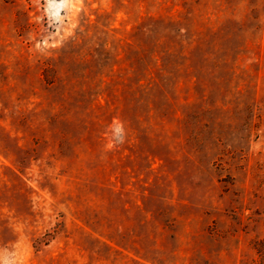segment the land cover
<instances>
[{"label": "rangeland", "instance_id": "rangeland-1", "mask_svg": "<svg viewBox=\"0 0 264 264\" xmlns=\"http://www.w3.org/2000/svg\"><path fill=\"white\" fill-rule=\"evenodd\" d=\"M0 264H264V0H0Z\"/></svg>", "mask_w": 264, "mask_h": 264}, {"label": "trees", "instance_id": "trees-1", "mask_svg": "<svg viewBox=\"0 0 264 264\" xmlns=\"http://www.w3.org/2000/svg\"><path fill=\"white\" fill-rule=\"evenodd\" d=\"M256 248L258 249V251H260V249L258 248V246H256Z\"/></svg>", "mask_w": 264, "mask_h": 264}]
</instances>
